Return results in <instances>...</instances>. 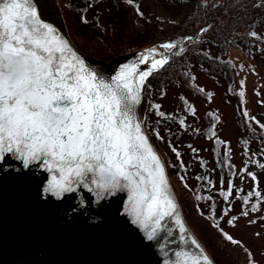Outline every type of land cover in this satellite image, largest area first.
<instances>
[{
	"label": "rangeland",
	"instance_id": "1",
	"mask_svg": "<svg viewBox=\"0 0 264 264\" xmlns=\"http://www.w3.org/2000/svg\"><path fill=\"white\" fill-rule=\"evenodd\" d=\"M189 1L200 0H89L85 4L68 0L62 16L74 45L98 61L147 48L157 49V59L164 53L171 60L179 55L177 50L161 45L196 43L181 66L183 77L165 87L151 84L153 88H147L145 116L150 108V119L146 122L143 117L145 130L164 159L187 224L218 263L264 264V157L258 155L264 138V28L256 30L250 43L240 40L228 47L212 31L215 17H206L205 28L192 35L201 12L189 17ZM202 1L215 8L226 0ZM83 38L98 41L88 43ZM146 43L150 46H143ZM243 114L249 130H240ZM209 117L212 122L207 121ZM207 122L214 125V136H202ZM242 138L250 144L252 156L240 143ZM215 146L223 158L228 155L233 175L206 176L210 170L206 163L216 167ZM184 165L190 167L185 174ZM226 191L230 192L227 200L223 198ZM225 233L240 243L233 244Z\"/></svg>",
	"mask_w": 264,
	"mask_h": 264
},
{
	"label": "snow or ice",
	"instance_id": "2",
	"mask_svg": "<svg viewBox=\"0 0 264 264\" xmlns=\"http://www.w3.org/2000/svg\"><path fill=\"white\" fill-rule=\"evenodd\" d=\"M156 53L146 49L135 63L105 76L42 18L38 0H0V163L8 154L25 168L42 162L53 173L45 192L57 198L81 186L99 199L126 190L133 223L146 230L148 240L157 238L166 218H174L185 241L189 230L165 162L137 113L147 77L169 61V55L157 59ZM149 63L148 71L139 70ZM191 244L197 253L177 251L165 264H213L194 238Z\"/></svg>",
	"mask_w": 264,
	"mask_h": 264
},
{
	"label": "water",
	"instance_id": "3",
	"mask_svg": "<svg viewBox=\"0 0 264 264\" xmlns=\"http://www.w3.org/2000/svg\"><path fill=\"white\" fill-rule=\"evenodd\" d=\"M38 8L42 18L57 27L78 54L105 76L115 75L121 65L135 63L139 53L146 50L105 62L92 59L72 42L56 0H38ZM150 67V63L140 64L139 70L148 71ZM152 75L145 81L137 110L142 121ZM149 140L161 156L150 137ZM52 176L42 162L25 168L13 154L0 163V264H165L176 259L177 251L197 253L191 244L193 238L203 247L188 226L179 203L181 218L189 230L187 239L181 241L180 226L174 218H166L163 230L150 241L146 230L133 223L126 190L114 195L105 193V198L99 199L95 192L81 186L57 198L45 192ZM205 253L216 264L206 250Z\"/></svg>",
	"mask_w": 264,
	"mask_h": 264
},
{
	"label": "trees",
	"instance_id": "4",
	"mask_svg": "<svg viewBox=\"0 0 264 264\" xmlns=\"http://www.w3.org/2000/svg\"><path fill=\"white\" fill-rule=\"evenodd\" d=\"M63 1L64 3H62ZM81 1L83 4H85L89 0L87 1L81 0ZM67 2L68 0H59V3H58L60 7H62L63 10H61V12L64 15L66 13V8L64 7L66 6L65 4ZM188 3L190 4L189 5L190 9L187 14L189 17H191L193 14H195V17H197L199 16V12H201L200 14L201 17L199 18L200 24L190 34L197 35L202 29L205 28L206 23H207L206 17L207 18L215 17V20H213L214 22L211 25L212 29H214L212 31L214 32V34H216L215 37L217 38V40L221 42L224 46L229 47L231 43L235 44L239 42L240 40L244 43L246 42L250 43L253 38L252 33H255L256 35V30L264 28V3L262 2L249 1V0H226L224 3H222L221 5H218L215 8H211L210 5L204 4L202 0L195 1L194 4H191L190 1ZM202 14L204 16H202ZM185 32H183L182 34L183 35L186 34ZM83 39L87 41L88 43L92 41H98L97 39H93L90 41L87 38H83ZM159 40L157 39L156 42ZM181 40H183V38L180 39V41ZM105 42L108 43V41H105ZM147 43L144 44L143 46L145 47L150 46V44H147ZM193 45H196V43L193 44L192 42H190L186 45L183 44L181 46H178L176 50L179 55H175L171 60L168 61V63L162 69H160L153 75V77L150 79L148 88L149 89L153 88L151 84L156 85V86L158 85V86L165 87L166 85H171L173 82L176 81L177 78L183 77L184 73L181 71V66H183L184 61H187L189 59V55L193 54V48H191ZM181 47L184 49L183 52L179 51ZM189 87L195 90L194 87L190 85ZM148 97H149V94H148ZM152 104L153 102L150 103L151 107H152ZM149 111H150V108L144 119V121L146 122L150 119ZM209 119L207 121H211V122L213 121L211 117H209ZM211 122H209L210 124L207 122L208 128L203 129L202 136H205V137H208L210 135L214 136V130H213L214 125H212ZM247 122L248 120L246 117L244 118V114L241 115L240 123H239L240 130L241 128L243 130L251 129L250 126L247 124ZM167 130H169V128ZM261 140L262 141L259 142L261 151L258 153V155L264 157V146H263L264 138H262ZM240 143L246 146V150L248 152L250 148V144L248 143L247 139L242 138ZM214 150L215 152H213V161L216 162L215 163L216 167L211 169L207 163L206 164L204 163L205 166H207L210 169L209 171H207L206 176H208L210 179H215L217 178V175L220 177H223L226 172L229 173L230 176L233 175L234 174L233 166L228 159V155L226 154V157L223 158L222 157L223 155L220 153V149L218 146H215ZM249 155L251 154L248 152V156ZM189 168H190L189 166L185 167L184 165V168L182 169L184 174ZM187 177H189V173ZM213 185H214V180H213ZM197 189L200 190V186H197ZM229 193L230 192L226 191V193L223 194V198H225V200H227V196L229 195ZM199 196L201 197L200 193H199ZM197 238L202 243V245L204 246L208 254L211 256V258L214 260V262L216 264H219L218 261L215 259V256L212 255V253L207 248V246L204 244V242L200 239V237L197 236Z\"/></svg>",
	"mask_w": 264,
	"mask_h": 264
},
{
	"label": "bare ground",
	"instance_id": "5",
	"mask_svg": "<svg viewBox=\"0 0 264 264\" xmlns=\"http://www.w3.org/2000/svg\"><path fill=\"white\" fill-rule=\"evenodd\" d=\"M88 5V4H87ZM65 19V18H64ZM128 52V51H127ZM130 52V51H129ZM126 54V53H125ZM155 74V73H154ZM152 77H153V75H152ZM151 77V78H152ZM255 207H257V206H255ZM188 226H189V224H188ZM190 227V226H189ZM193 229V228H192ZM195 232V231H194ZM196 233V232H195ZM197 234V233H196ZM204 247V246H203ZM206 250V249H205Z\"/></svg>",
	"mask_w": 264,
	"mask_h": 264
},
{
	"label": "flooded vegetation",
	"instance_id": "6",
	"mask_svg": "<svg viewBox=\"0 0 264 264\" xmlns=\"http://www.w3.org/2000/svg\"><path fill=\"white\" fill-rule=\"evenodd\" d=\"M157 72V71H156Z\"/></svg>",
	"mask_w": 264,
	"mask_h": 264
}]
</instances>
